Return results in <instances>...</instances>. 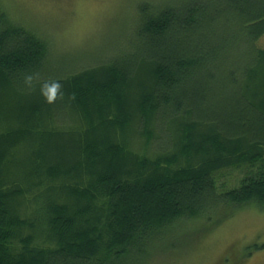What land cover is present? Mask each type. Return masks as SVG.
Here are the masks:
<instances>
[{"label":"trees","instance_id":"trees-1","mask_svg":"<svg viewBox=\"0 0 264 264\" xmlns=\"http://www.w3.org/2000/svg\"><path fill=\"white\" fill-rule=\"evenodd\" d=\"M263 39L264 0L145 2L125 48L58 68L0 0V264L180 257L157 248L264 207Z\"/></svg>","mask_w":264,"mask_h":264},{"label":"rangeland","instance_id":"rangeland-1","mask_svg":"<svg viewBox=\"0 0 264 264\" xmlns=\"http://www.w3.org/2000/svg\"><path fill=\"white\" fill-rule=\"evenodd\" d=\"M184 1L2 0V4L16 21L48 40L55 65L66 69L71 64L88 68L125 48L136 29L140 4ZM247 170L248 167L227 169L217 177L227 189L234 188ZM219 225L191 226L157 248H170L180 257L156 255L146 262L141 259L112 264H264V207L239 210Z\"/></svg>","mask_w":264,"mask_h":264},{"label":"clouds","instance_id":"clouds-1","mask_svg":"<svg viewBox=\"0 0 264 264\" xmlns=\"http://www.w3.org/2000/svg\"><path fill=\"white\" fill-rule=\"evenodd\" d=\"M58 87V85H55L53 84L51 86V88L49 89V91L52 93V95L49 96V99L51 100L53 97H54V94H55V91H56V88Z\"/></svg>","mask_w":264,"mask_h":264}]
</instances>
